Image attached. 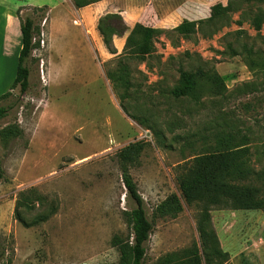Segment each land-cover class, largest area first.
Wrapping results in <instances>:
<instances>
[{"label": "rangeland", "instance_id": "rangeland-1", "mask_svg": "<svg viewBox=\"0 0 264 264\" xmlns=\"http://www.w3.org/2000/svg\"><path fill=\"white\" fill-rule=\"evenodd\" d=\"M74 1L0 0V107L9 111L0 132L17 131L0 134V264H120L114 237L133 239L119 157L130 144L141 148L127 166L153 225L144 264H188L201 207L181 198L180 183L196 158L245 145L252 167L264 169V22L253 24L264 4L234 3L183 36V20L206 19L229 0ZM107 13L161 30L152 54L126 57L129 89L113 80L127 34L111 54L98 31ZM27 16L36 45L20 95L12 85ZM199 68L223 79L221 93L203 83L199 103L175 98L181 71ZM173 195L183 210L163 212ZM211 217L228 264H264V210L214 208Z\"/></svg>", "mask_w": 264, "mask_h": 264}, {"label": "trees", "instance_id": "trees-1", "mask_svg": "<svg viewBox=\"0 0 264 264\" xmlns=\"http://www.w3.org/2000/svg\"><path fill=\"white\" fill-rule=\"evenodd\" d=\"M264 4V0H229L227 5L217 3L210 9V16L206 19L183 20L175 30L188 36L196 33L205 24H212L222 17H226L233 10L234 3ZM77 8L86 6L85 2L75 0ZM19 16V12H17ZM264 22L262 16L253 20L256 30H260ZM21 50L18 57L16 78L12 89L19 88L20 95L27 93L30 87V69L27 61L35 48L36 20L33 16H27L21 20ZM98 31L103 39L105 47L111 54H117L114 44L115 37L127 34L124 53L119 56L118 70L113 75V80L129 89L130 70L126 63V57L144 60L154 51V39L161 33L160 29L151 28L137 23L133 28L124 21L120 14L107 13L100 18ZM207 83L211 90L219 94L224 87L223 79L213 71H205L202 68L196 71H184L180 73L179 83L172 93L175 98H187L194 103L201 99L202 84ZM9 93L3 97H8ZM123 108V107H122ZM8 108L0 107V120L7 116ZM16 128L9 126L0 132L2 136L16 134ZM141 148L139 144H130L119 154L123 162V181L128 197L135 206L131 211L133 239L124 241L120 236H115L113 245L119 249L120 264H144L146 256V244L150 239L153 225L145 207V202L138 191L127 163L133 162ZM255 179L261 183V187L244 186L240 183ZM239 182V183H237ZM181 198L187 204L199 203L201 211L197 220L200 246L195 245L190 252L188 264H228V254L220 246L219 237L212 224L211 211L214 208L233 210H264V169L256 171L251 164L250 150L245 145H237L233 148L219 150L196 158L193 172L180 183ZM179 196L173 195L166 201L163 212L178 213L183 210V204ZM21 223L25 224L22 218Z\"/></svg>", "mask_w": 264, "mask_h": 264}, {"label": "crops", "instance_id": "crops-1", "mask_svg": "<svg viewBox=\"0 0 264 264\" xmlns=\"http://www.w3.org/2000/svg\"><path fill=\"white\" fill-rule=\"evenodd\" d=\"M20 33H21V30H20ZM115 38H120V37H115ZM114 42H115V39H114ZM116 47V46H115ZM116 49H117V47H116Z\"/></svg>", "mask_w": 264, "mask_h": 264}, {"label": "bare ground", "instance_id": "bare-ground-1", "mask_svg": "<svg viewBox=\"0 0 264 264\" xmlns=\"http://www.w3.org/2000/svg\"><path fill=\"white\" fill-rule=\"evenodd\" d=\"M75 23H77V22H75Z\"/></svg>", "mask_w": 264, "mask_h": 264}]
</instances>
